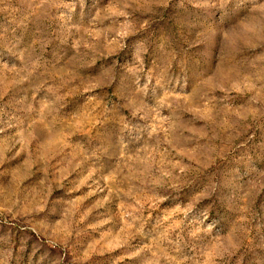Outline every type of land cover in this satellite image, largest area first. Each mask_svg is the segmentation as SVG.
<instances>
[{
  "label": "rangeland",
  "instance_id": "374dc122",
  "mask_svg": "<svg viewBox=\"0 0 264 264\" xmlns=\"http://www.w3.org/2000/svg\"><path fill=\"white\" fill-rule=\"evenodd\" d=\"M0 264H264V0H0Z\"/></svg>",
  "mask_w": 264,
  "mask_h": 264
}]
</instances>
